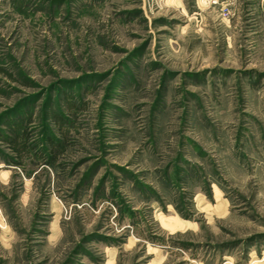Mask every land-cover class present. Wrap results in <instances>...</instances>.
I'll return each instance as SVG.
<instances>
[{"label":"rangeland","instance_id":"1","mask_svg":"<svg viewBox=\"0 0 264 264\" xmlns=\"http://www.w3.org/2000/svg\"><path fill=\"white\" fill-rule=\"evenodd\" d=\"M0 264H264V0H0Z\"/></svg>","mask_w":264,"mask_h":264},{"label":"trees","instance_id":"2","mask_svg":"<svg viewBox=\"0 0 264 264\" xmlns=\"http://www.w3.org/2000/svg\"><path fill=\"white\" fill-rule=\"evenodd\" d=\"M17 151H19V149H17ZM20 152V151H19Z\"/></svg>","mask_w":264,"mask_h":264}]
</instances>
